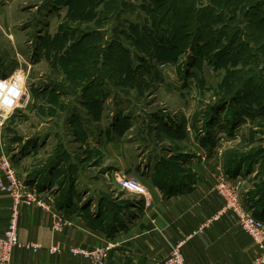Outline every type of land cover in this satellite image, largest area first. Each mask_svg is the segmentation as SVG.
Wrapping results in <instances>:
<instances>
[{
  "label": "rangeland",
  "instance_id": "rangeland-1",
  "mask_svg": "<svg viewBox=\"0 0 264 264\" xmlns=\"http://www.w3.org/2000/svg\"><path fill=\"white\" fill-rule=\"evenodd\" d=\"M18 69L0 154L51 204L86 215L127 161L198 156L264 203V0H0V77Z\"/></svg>",
  "mask_w": 264,
  "mask_h": 264
},
{
  "label": "crops",
  "instance_id": "crops-1",
  "mask_svg": "<svg viewBox=\"0 0 264 264\" xmlns=\"http://www.w3.org/2000/svg\"><path fill=\"white\" fill-rule=\"evenodd\" d=\"M180 164V171L172 172V175L169 172L168 176L162 173L155 176L153 166L151 168L149 164L145 167L150 173H143L129 170L132 168L128 161L124 171L126 165L118 162L117 174L127 171L126 175L137 179L151 195L152 203L145 208L141 195L118 185V179L128 176L117 178L109 186H101L98 195L108 196L111 203H116L114 236L106 234V230L94 229L90 222L88 224L87 215L71 207L67 209L51 203L48 209L21 205L19 245L14 249L10 264H92L69 253V248H93L106 242L112 247L104 264H160L180 241H184L181 251L186 264H249L259 249L239 228L236 217L227 213L218 220L209 221L222 207V200L215 190L218 163L214 162L213 156H198L183 159ZM163 179L171 180L170 186H164ZM89 188L95 193L94 185ZM94 198L95 202L99 201L98 197ZM105 198L100 199L101 208L94 207V202L89 210L96 222L102 216V226L111 222L105 217L107 209H112L105 208ZM9 206L10 198L0 190V233L7 225ZM58 219L63 224L55 228L53 224ZM29 243H37L39 248H26ZM52 246L60 252L50 253Z\"/></svg>",
  "mask_w": 264,
  "mask_h": 264
},
{
  "label": "built area",
  "instance_id": "built-area-1",
  "mask_svg": "<svg viewBox=\"0 0 264 264\" xmlns=\"http://www.w3.org/2000/svg\"><path fill=\"white\" fill-rule=\"evenodd\" d=\"M24 84L25 75L19 69L11 72L6 78L0 77V113L8 115L19 106L25 95L23 94L25 91ZM0 118H4V116ZM119 185L124 190L141 195L145 208L151 206V195L134 177L121 178ZM36 188L35 184L24 182L8 155L0 154V190L10 198V213L7 225L4 231L0 233V264H10L14 249L19 245L18 219L20 206H36L43 209H48L50 206V201L39 195ZM215 190L222 200V207L209 221L218 220L227 213L234 215L239 228L251 238L259 249V253L249 264H264V219L254 216L252 210L244 202L237 181L228 175L218 173ZM62 224L63 222L58 219L53 226L59 228ZM183 243L184 241L178 242L160 264H186L181 251ZM25 246L34 250L39 248L37 243H29ZM111 247L112 244L106 242L93 248L73 246L68 251L74 256H81L89 260L92 264H104L106 254ZM49 252L52 254L59 253L60 249L52 246Z\"/></svg>",
  "mask_w": 264,
  "mask_h": 264
},
{
  "label": "trees",
  "instance_id": "trees-1",
  "mask_svg": "<svg viewBox=\"0 0 264 264\" xmlns=\"http://www.w3.org/2000/svg\"><path fill=\"white\" fill-rule=\"evenodd\" d=\"M51 169H53V168H50V170L49 171H52ZM169 181H171V180H169ZM169 181H167V180H165V179H163V182H162V184L164 185V186H170V184H169ZM244 202H245V204H246V206L250 209V210H252V212H253V214H254V216H256L257 218H260V219H264V203H256L254 206H248L247 204L248 203H246V201L244 200ZM58 205H60V206H65L66 207V204H65V202H62V203H58ZM110 208H112V207H110ZM253 209H254V211H253ZM256 209V210H255ZM86 210H87V207H86ZM108 211V210H107ZM88 212L89 213H87L86 215H87V217H88V224H89V222L92 224L91 226H93V228L95 229H99V230H106V234H108L109 236H114V234H115V230H116V228H115V221H117V220H113V222H110V223H108V224H106V225H104L103 224V226H102V223L100 222V220L102 219V217H98V219H99V221H97L96 222V219H93V217H92V215L90 214V211L88 210ZM110 219V218H109ZM90 225V224H89Z\"/></svg>",
  "mask_w": 264,
  "mask_h": 264
},
{
  "label": "water",
  "instance_id": "water-1",
  "mask_svg": "<svg viewBox=\"0 0 264 264\" xmlns=\"http://www.w3.org/2000/svg\"><path fill=\"white\" fill-rule=\"evenodd\" d=\"M22 101H23V99L20 102H22Z\"/></svg>",
  "mask_w": 264,
  "mask_h": 264
}]
</instances>
